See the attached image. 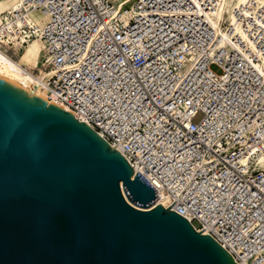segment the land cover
<instances>
[{
  "label": "built area",
  "instance_id": "obj_1",
  "mask_svg": "<svg viewBox=\"0 0 264 264\" xmlns=\"http://www.w3.org/2000/svg\"><path fill=\"white\" fill-rule=\"evenodd\" d=\"M16 0L3 46L237 264H264V0ZM40 12L41 25L32 17ZM6 52L16 59V54ZM216 67L217 69H215Z\"/></svg>",
  "mask_w": 264,
  "mask_h": 264
},
{
  "label": "water",
  "instance_id": "obj_2",
  "mask_svg": "<svg viewBox=\"0 0 264 264\" xmlns=\"http://www.w3.org/2000/svg\"><path fill=\"white\" fill-rule=\"evenodd\" d=\"M71 112L0 78V264H237Z\"/></svg>",
  "mask_w": 264,
  "mask_h": 264
},
{
  "label": "bare ground",
  "instance_id": "obj_3",
  "mask_svg": "<svg viewBox=\"0 0 264 264\" xmlns=\"http://www.w3.org/2000/svg\"><path fill=\"white\" fill-rule=\"evenodd\" d=\"M243 0H222V4L215 14L220 17L223 12L228 10L230 13V9L233 5L240 3ZM16 4V0L13 7ZM42 44V42L40 41ZM2 42L0 39V78L10 81L11 83L27 90L32 93L38 94L40 96L45 97V90L40 87L39 80L42 76V72L35 73L33 70V66L31 63H35V60H31L30 63L24 64L23 62L14 59L11 57L6 50L2 47ZM37 63V62H36ZM29 80L30 86L25 85L23 83L24 80ZM160 203H165L164 199L159 200Z\"/></svg>",
  "mask_w": 264,
  "mask_h": 264
},
{
  "label": "rangeland",
  "instance_id": "obj_4",
  "mask_svg": "<svg viewBox=\"0 0 264 264\" xmlns=\"http://www.w3.org/2000/svg\"><path fill=\"white\" fill-rule=\"evenodd\" d=\"M15 0H0V19L1 16L4 15L5 11L10 8L13 4H14ZM228 11V10H226ZM32 17L37 20L41 25H43V23L46 22L47 18L42 15L40 12H35L32 14ZM42 44L40 43V41H33L31 42L27 47L23 48H19V50H15L14 51V47L13 48H9V46L5 45L2 47L4 49L10 50L11 54H16V60H19L21 62H23L24 64H28L31 62V60H35V63H31L33 67L35 66H39V61H40V55H38V52H40V46ZM215 69H217L216 67H214ZM23 83L25 85L30 86V82L29 80H24Z\"/></svg>",
  "mask_w": 264,
  "mask_h": 264
}]
</instances>
